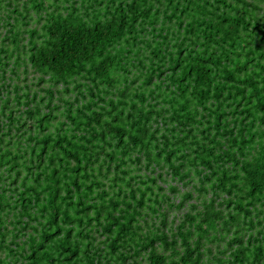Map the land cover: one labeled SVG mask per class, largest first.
<instances>
[{"label": "trees", "instance_id": "obj_1", "mask_svg": "<svg viewBox=\"0 0 264 264\" xmlns=\"http://www.w3.org/2000/svg\"><path fill=\"white\" fill-rule=\"evenodd\" d=\"M0 264H264V0H0Z\"/></svg>", "mask_w": 264, "mask_h": 264}, {"label": "rangeland", "instance_id": "obj_2", "mask_svg": "<svg viewBox=\"0 0 264 264\" xmlns=\"http://www.w3.org/2000/svg\"><path fill=\"white\" fill-rule=\"evenodd\" d=\"M178 215V213H175L174 211H172L171 213H170V217H169V219L171 218V216L173 217V216H177ZM175 222H177V219H175Z\"/></svg>", "mask_w": 264, "mask_h": 264}]
</instances>
